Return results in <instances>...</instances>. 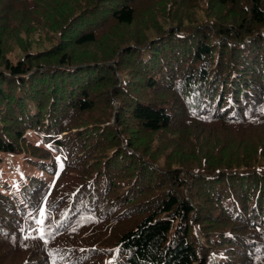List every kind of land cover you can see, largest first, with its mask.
I'll list each match as a JSON object with an SVG mask.
<instances>
[{
	"label": "trees",
	"instance_id": "obj_1",
	"mask_svg": "<svg viewBox=\"0 0 264 264\" xmlns=\"http://www.w3.org/2000/svg\"><path fill=\"white\" fill-rule=\"evenodd\" d=\"M32 128L82 181L43 238L0 189V264H264V0H0V151Z\"/></svg>",
	"mask_w": 264,
	"mask_h": 264
},
{
	"label": "rangeland",
	"instance_id": "obj_2",
	"mask_svg": "<svg viewBox=\"0 0 264 264\" xmlns=\"http://www.w3.org/2000/svg\"><path fill=\"white\" fill-rule=\"evenodd\" d=\"M10 57L12 58L13 61L15 60L14 53L10 54ZM106 62H111V61L108 60ZM72 132H74L73 127L70 128L69 130L59 131L57 133V136L59 138L62 135H66V137H70L73 135ZM40 133L42 132H39L32 128L25 130L23 134L25 137V141H24L25 143L38 145L39 147L42 148V150H39L38 153L45 154V157L39 158L38 161L36 158H34V161H37V164L29 161L30 159L33 158L27 156L29 155L27 152L0 151V189L4 187L2 190L8 191L10 186L19 188L18 185L25 184L22 182H26L27 177L29 176H34L38 179L39 182L38 186L40 187L41 190L40 193H42L43 191V194L41 196L40 205L35 211L36 213L33 216H31L32 220L34 221V226L28 228L26 234L34 235V231H35V234L41 237V232H42L43 237H46V234L55 231V227L57 225L55 224V221L63 219L62 215L65 212V207L63 206L64 204H60L61 206L57 209V211L50 213V215L52 216L51 218L52 223L45 229L44 220L45 217L48 215V209L50 208L49 207L48 209H46L45 204L48 205L47 203L48 199L51 200L50 198L51 193L55 190L57 193L61 188H64L65 190H69L73 186H75L77 182H81L82 178L80 171L77 168L71 169L70 167L66 166L65 158H64L66 154L64 153V151L60 149H55L54 146L51 145V143H47V142L45 143L43 140V135H41ZM160 138H162V135H158L154 137L153 139L154 146L159 144ZM159 159L162 160L163 162L162 155H160ZM52 162L54 163V169L50 168ZM38 165L49 167V169H51L52 172L41 170ZM71 179L73 181H71ZM59 182L61 185L58 187ZM57 187L58 189H56ZM40 195L41 194H39V196ZM54 197L55 195L52 196V199ZM59 200L62 201L63 199L60 197ZM54 205L55 204L50 203L51 207ZM37 221H42V223H37ZM200 233L201 231H199L196 227V234L199 235L201 239H203ZM105 241L109 242V244H102ZM111 243L112 241L108 240L107 238H103L102 242L100 243L102 244V247H104V250H102L101 253L106 251L103 260H106V258L111 257L110 254L113 249V245L115 244V243L112 244ZM95 258H98V255H96ZM55 264H59V263H55Z\"/></svg>",
	"mask_w": 264,
	"mask_h": 264
},
{
	"label": "snow or ice",
	"instance_id": "obj_3",
	"mask_svg": "<svg viewBox=\"0 0 264 264\" xmlns=\"http://www.w3.org/2000/svg\"><path fill=\"white\" fill-rule=\"evenodd\" d=\"M37 223H42V221H37ZM41 238H43V233L42 232H41Z\"/></svg>",
	"mask_w": 264,
	"mask_h": 264
}]
</instances>
